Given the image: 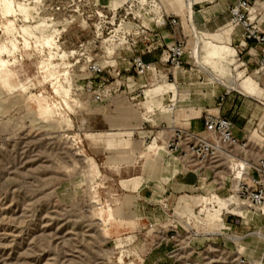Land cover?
<instances>
[{
	"label": "rangeland",
	"instance_id": "1",
	"mask_svg": "<svg viewBox=\"0 0 264 264\" xmlns=\"http://www.w3.org/2000/svg\"><path fill=\"white\" fill-rule=\"evenodd\" d=\"M196 1L186 0L188 13L185 0L133 7L126 0H0V264H144L172 228L181 247L172 255L194 264H237L241 256L264 264V207L255 213L223 202L234 194L232 164L218 158L200 168L165 149L163 123L205 115L198 105L207 102L199 92L207 85L226 81L235 89L233 81L251 77L258 96L245 97L264 115V70L238 40L241 29L224 21L219 0L197 2L195 12ZM197 12L213 15L198 20ZM168 15L181 21L186 79L177 83L168 66L143 77L125 71L126 53L142 49L139 39ZM94 64L105 72L95 75ZM169 83L178 84V100L163 88L148 110L146 92ZM126 112L133 114L125 125ZM260 126L252 139L263 147ZM157 144L163 148L149 152ZM136 177L153 192L155 211L144 219L141 208L131 216L145 199L123 187ZM215 193L223 205L212 203Z\"/></svg>",
	"mask_w": 264,
	"mask_h": 264
},
{
	"label": "built area",
	"instance_id": "2",
	"mask_svg": "<svg viewBox=\"0 0 264 264\" xmlns=\"http://www.w3.org/2000/svg\"><path fill=\"white\" fill-rule=\"evenodd\" d=\"M141 0H126L129 7L137 6ZM254 4L251 0H235L230 7V17L228 24L234 28L243 30L241 44L246 46L248 42H255L262 47V53L257 64L264 70V32L257 23L251 18L254 13ZM181 25L180 18L168 15L162 17L161 21L154 23L155 27H171L177 30ZM143 48L134 46L126 53L125 59H129L130 67L125 71H133L137 76H146L149 72H160V67L168 66L172 69L182 68L183 59L186 53V47L182 39H176L170 43H165L163 35L150 32L146 38L139 39ZM138 40L136 41V44ZM161 51V57L156 63H147L143 55L155 51ZM91 71L95 75L105 72V69L99 64L91 66ZM122 72L119 71L120 75ZM92 84L91 82H89ZM88 85V91H92V85ZM95 100L100 101L102 94L95 89ZM171 109H176V104H172ZM204 129L195 131L184 127H174L173 132L165 144V149L175 161H188L194 163L197 167H206L212 164L216 159L223 158L232 164L233 173V191L238 194V199L242 203L241 207L248 206L255 213L264 207V147H261L255 153L251 148L249 140H241L234 133V122L232 119L213 114H206L203 118ZM187 165H189L187 163ZM218 194V193H217ZM205 202V201H204ZM216 203V202H212ZM238 214V213H237ZM236 215V214H234ZM243 218L242 215H236ZM157 224L150 223L149 230L154 231ZM226 225V223H225ZM232 226V225H231ZM228 227L229 229L231 228ZM164 224L159 232L161 236L165 234ZM171 234H166L167 242L177 243L179 239L178 228H172ZM160 245L162 241H155ZM155 245V246H156ZM179 246V244L177 243ZM181 248V247H180ZM178 248V249H180ZM237 264H258L252 259L241 256L236 260ZM182 264H194L192 257H187Z\"/></svg>",
	"mask_w": 264,
	"mask_h": 264
},
{
	"label": "crops",
	"instance_id": "3",
	"mask_svg": "<svg viewBox=\"0 0 264 264\" xmlns=\"http://www.w3.org/2000/svg\"><path fill=\"white\" fill-rule=\"evenodd\" d=\"M201 0H197L193 4V9L196 12V4ZM220 3H223L226 5V23L229 21V11L230 7L235 3V0H219ZM262 0H251V2L254 4V13L251 15L252 20L254 23H257L259 28L264 32V5L261 2ZM184 7L188 12L187 6H186V0L184 3ZM189 13V12H188ZM194 15L198 20H206L210 17H212L213 12H209L208 15L206 16L205 14L202 15L201 13H195ZM224 21L220 20V23H223ZM217 23H219V19L217 20ZM230 27V25H228ZM241 29V28H240ZM156 33H159L163 35L165 43H170L176 39H180V32L179 28L177 30L172 29L171 27H155L154 30ZM242 31V37H243V30ZM241 39H238L240 42L242 41ZM249 47V52L248 55L255 57L256 63L258 62V59L262 53V47L260 45H257L255 42H248L247 45ZM252 52V53H251ZM254 52V53H253ZM161 57V51H155L152 53H147L143 55L144 60L147 63H156L159 61ZM242 74V72H241ZM173 75L174 78L178 82H181L186 79L184 76L182 69L181 68H175L173 70ZM212 81V80H211ZM233 81V80H232ZM177 83H169L165 85H159L157 87H154L153 89H150L146 92V98L148 97L150 101L147 102V107L148 110H150L151 105L155 103V96L157 93L161 92L163 88H166L168 92L173 93L174 96V101L178 100L179 96L181 95L178 84ZM216 84H219L220 86H216ZM234 86L236 87L235 89H232L230 87L231 83L224 82L220 83L217 82L215 84L207 85L205 89L199 90V92H204L206 93V98L207 102L205 104L198 105L201 107L203 110L202 112L206 114H213V115H218L222 117H227L233 120L234 122V133L237 138L241 140H249L251 148L259 151L261 148V144L259 143L258 140L252 139L253 138V127L260 122V129L264 131V115H262V107L261 104L256 102L255 100H251L246 96L250 97H257L258 96V86L257 83L251 78L247 77L245 78L242 82L236 83L233 81ZM224 88L225 92L221 91L219 87ZM227 88H226V87ZM192 93H196L197 90L196 88L192 87ZM231 90H237L240 92V95H233ZM178 102V101H177ZM145 103V102H144ZM151 103V104H150ZM176 104V103H175ZM178 105V103H177ZM176 105V108H177ZM248 106L250 108L248 113H242V109ZM234 110V112L232 111ZM178 110V109H177ZM133 113H127L126 112V119H125V125L128 124V119L127 117H130ZM205 115L201 117H191L189 113H185L183 115H178L174 116L173 119H169L168 121L163 123V126L165 127V131L167 132V135L165 137L166 141L169 139L173 132L174 127H184L186 129H191L195 131H202L204 129V120L203 118ZM183 122V123H182ZM264 147V145H263ZM163 148V146L157 144V146L150 145L148 147L149 152L151 153H156L157 149ZM256 152V151H255ZM176 165V163H174ZM193 175H189L188 177L184 176L183 182L186 185H183V187H186L188 184V181L192 179ZM132 184H128L127 181L123 182V187L126 189L132 188L133 190H136L138 193L139 198L145 199V203L137 201L136 204H133V215L131 217H134V215L137 213V211L143 209L142 212V219L148 218V216L151 214V211H155V208L153 207V204L151 203V193L152 191H149L148 193H145L144 190L140 189V185L142 180L139 177L133 178L131 180ZM151 186V185H150ZM158 185L153 183L152 187H157ZM223 186V185H222ZM224 187V186H223ZM138 207V209H137ZM246 209V208H245ZM159 221L162 220V218H157ZM232 225V224H231ZM170 231V229H169ZM167 233V232H166ZM168 234V233H167ZM178 250V245L177 243L173 242H167L163 241L160 245L153 247L149 251H147L145 257H144V264H182L183 260L187 257H177L175 255H172L175 251ZM251 259V258H248ZM256 261L255 259H252ZM257 262V261H256Z\"/></svg>",
	"mask_w": 264,
	"mask_h": 264
},
{
	"label": "bare ground",
	"instance_id": "4",
	"mask_svg": "<svg viewBox=\"0 0 264 264\" xmlns=\"http://www.w3.org/2000/svg\"><path fill=\"white\" fill-rule=\"evenodd\" d=\"M220 199H223V198H221L217 193L211 195V201L212 202L213 201L216 202V204L218 206L219 205H223V202H224V204L227 203L228 206H231V205L233 206L234 205L235 208H240L241 205H242V203L238 199V194L237 193H234L230 197L223 199L224 201L222 203H220L221 202ZM242 208H246V207L242 206Z\"/></svg>",
	"mask_w": 264,
	"mask_h": 264
}]
</instances>
